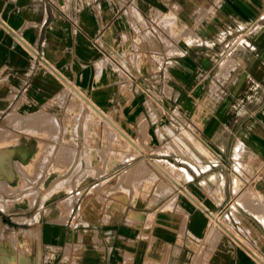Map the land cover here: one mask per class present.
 Returning <instances> with one entry per match:
<instances>
[{
  "label": "crops",
  "instance_id": "0c3cea01",
  "mask_svg": "<svg viewBox=\"0 0 264 264\" xmlns=\"http://www.w3.org/2000/svg\"><path fill=\"white\" fill-rule=\"evenodd\" d=\"M58 1L0 0V129L17 138L0 149V175L11 176L5 155L15 168L44 148L6 123L67 89L138 152L105 114L140 123L142 139L154 125L166 166L120 159L99 174L131 170L119 194L88 196L103 179L50 189L20 216L31 222L1 210L0 246L12 233L15 249L0 264H264V0Z\"/></svg>",
  "mask_w": 264,
  "mask_h": 264
},
{
  "label": "rangeland",
  "instance_id": "374dc122",
  "mask_svg": "<svg viewBox=\"0 0 264 264\" xmlns=\"http://www.w3.org/2000/svg\"><path fill=\"white\" fill-rule=\"evenodd\" d=\"M54 2L59 3L58 0H54ZM150 102L153 106L150 107V110H156L157 113L158 107L156 108L154 103ZM40 109L47 112L39 110L35 114L23 117L19 122L8 121L6 123L14 126V130L40 137L37 147L40 145L41 148L44 147L36 156L34 154L30 156V160H32L30 164H16L17 167L15 166V168H18V172L13 167L14 164L13 166L10 165L13 161L12 157L5 155V166L7 165L5 169L11 176L4 178L0 175V211H4L12 220L31 222L36 219V213L33 218L20 216H27L25 213H31L41 203L42 195L50 189L57 193L76 185H91L95 181L103 179L100 183L91 185L88 196L91 194L99 196L100 194L103 202L106 199H111L114 195L119 194L116 190H118L121 182L125 183L127 179L132 178V171L125 170L120 175H118L119 172L114 176H101L99 174L104 171L106 166H110L120 159H127L130 167L136 163L145 164L147 167L152 164L150 165L151 169L149 168L150 171L154 169L157 171L158 169L153 163L166 166L165 160H160L162 157L157 155L162 154L163 151L156 152L155 150L160 144L153 135L154 125L146 126V137L142 139L140 137L142 134V132L140 133V123L136 126L124 125L122 117L119 118V121H114L112 114H105L111 121L120 124L143 149H146L138 152L93 112L71 89H67L66 96L60 99L56 97L54 102L48 104V108ZM86 117L87 120H85ZM141 120L144 121L143 118ZM157 121L163 123L164 118L158 117ZM31 126L35 127L36 130L31 131ZM7 134L4 129H0V137H5L3 139L8 140L7 142H0V149L4 145H13L14 140L17 139L16 137L15 139H8ZM184 136L189 142L195 141L186 132L181 138ZM49 145L52 148L46 154V147ZM182 145L185 147L184 142ZM185 148L187 150V147ZM4 150L6 151V149ZM167 155L176 158L182 164L194 165L189 159L178 154L175 155L170 152ZM207 157H211V154L208 153L203 157L204 159H201V165L205 163ZM98 175V178H94ZM133 190L137 191V187L134 186ZM68 199L72 200V198ZM66 201L67 199L61 202L64 215L69 211L64 205ZM221 224L227 227L224 221ZM2 233L6 237L8 232ZM13 249H15V237L10 233L4 244L0 246V255L5 256V263L13 261L14 255L8 254L10 251L13 252ZM20 260H24L21 253H19Z\"/></svg>",
  "mask_w": 264,
  "mask_h": 264
},
{
  "label": "built area",
  "instance_id": "2783aa9c",
  "mask_svg": "<svg viewBox=\"0 0 264 264\" xmlns=\"http://www.w3.org/2000/svg\"><path fill=\"white\" fill-rule=\"evenodd\" d=\"M116 68L118 70H121V72L124 73V75H125L126 78H130L131 77L130 74L127 72V70H125L124 67L123 66H120L118 63H116Z\"/></svg>",
  "mask_w": 264,
  "mask_h": 264
},
{
  "label": "bare ground",
  "instance_id": "6f19581e",
  "mask_svg": "<svg viewBox=\"0 0 264 264\" xmlns=\"http://www.w3.org/2000/svg\"><path fill=\"white\" fill-rule=\"evenodd\" d=\"M88 105H89V104H88ZM96 108H97V107H96ZM100 113H101V112H100ZM107 119H108V118H107ZM113 125H115V124H113ZM116 126H117V124H116ZM118 132H119V131H118ZM120 132H121V130H120ZM122 133H123V132H122ZM121 135H122V134H121ZM123 136H124V135H123ZM123 136H122V137H123ZM125 136H126V135H125ZM125 136H124V137H125ZM194 137H195V136H194ZM192 138H193V137H192ZM195 138H196V137H195ZM128 139H129V138H128ZM128 141H129V140H128ZM181 142H182V141H181ZM194 142H195V141H194ZM174 143H175V142H174ZM131 144H132V143H131ZM132 145H133V144H132ZM135 145H136V144H135ZM198 146H199V145H198ZM138 148H139V147H138ZM200 148H201V147H200ZM200 151H202V150H200ZM190 153H191V152H190ZM201 154H202V153H201ZM160 167H161V166H160ZM160 167H158V168H160ZM160 169H161V168H160ZM163 169H164V168H163ZM163 169H161V170H163ZM166 171H167V170H166ZM162 172L165 173V174L167 175V177H169V178L171 177L170 175H168V174H169V171H168V174H167V172H165V171H162ZM174 177H175V176H174ZM169 178H168V179H169ZM172 178H173V177H172ZM177 178H178V177H177ZM175 180H176V179H175ZM165 189H166V188H165ZM161 191H162V190H161ZM68 205H69V204H68ZM70 206H71V205H70ZM70 206H69V207H70Z\"/></svg>",
  "mask_w": 264,
  "mask_h": 264
}]
</instances>
